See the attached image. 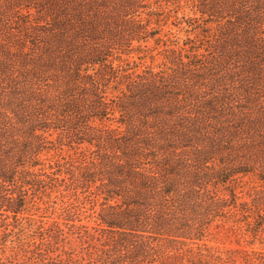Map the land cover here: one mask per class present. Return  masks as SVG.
Wrapping results in <instances>:
<instances>
[{"label":"trees","instance_id":"1","mask_svg":"<svg viewBox=\"0 0 264 264\" xmlns=\"http://www.w3.org/2000/svg\"><path fill=\"white\" fill-rule=\"evenodd\" d=\"M187 1L196 40L129 72L157 34L146 0H0V264H208L190 244L215 218L264 222V0ZM53 143L73 156L46 165ZM59 187L92 206L87 259L52 256L56 223L22 251L28 205Z\"/></svg>","mask_w":264,"mask_h":264},{"label":"rangeland","instance_id":"2","mask_svg":"<svg viewBox=\"0 0 264 264\" xmlns=\"http://www.w3.org/2000/svg\"><path fill=\"white\" fill-rule=\"evenodd\" d=\"M149 8L143 10L153 12L149 28L157 30V34L147 41L146 49L143 52H133L129 56H122L121 60L129 63V72H141L147 67L158 70L164 58V50L169 49H188L189 40L195 41L198 30H194L191 25L198 14H193L191 2L185 0H146ZM146 18V15H142ZM137 44L134 43L135 48ZM124 63V62H123ZM123 65L115 63V65ZM111 127H116L112 124ZM55 136L51 138L54 140ZM73 151L66 145L59 146L53 143L49 151L41 155L46 165L62 163L68 157L73 156ZM242 185L236 190L238 197L237 204L243 201L250 203L253 189L260 185L255 177L246 176L242 179ZM50 191V190H49ZM77 197V198H76ZM80 190H66L59 187L52 192L40 194L33 199V205H28L27 218L30 223L22 221L21 224L26 228L20 235L22 251L32 250L41 242L37 227H43L44 232H53V223L58 224L61 235L59 234L57 244L52 248V256H60L63 259L71 257L72 259H87L88 255L93 254V246L98 244L95 240H89L85 231L93 233L96 226L93 216L92 206L89 201L84 199ZM39 208L36 211V208ZM97 209V208H95ZM238 208L231 210L232 215L225 218H215L205 233L201 241H194L191 247L198 246L200 252L205 255L217 257L219 262H214L207 257L204 263L208 264H254L252 258L253 252L264 254V222L260 221L255 214L250 215L248 219L241 217ZM70 211L71 213L67 214ZM21 217V216H20ZM28 219V220H29ZM46 229V230H45ZM204 245V246H203ZM197 251V250H195ZM21 255V253H20ZM94 257V255H93ZM170 264H179L172 262ZM184 264V263H183Z\"/></svg>","mask_w":264,"mask_h":264}]
</instances>
